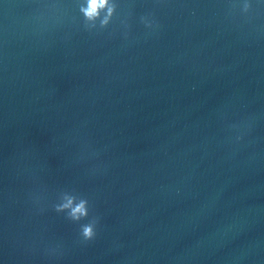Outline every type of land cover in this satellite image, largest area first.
<instances>
[{
	"label": "water",
	"instance_id": "obj_1",
	"mask_svg": "<svg viewBox=\"0 0 264 264\" xmlns=\"http://www.w3.org/2000/svg\"><path fill=\"white\" fill-rule=\"evenodd\" d=\"M110 2L0 0V264H264V0Z\"/></svg>",
	"mask_w": 264,
	"mask_h": 264
},
{
	"label": "clouds",
	"instance_id": "obj_2",
	"mask_svg": "<svg viewBox=\"0 0 264 264\" xmlns=\"http://www.w3.org/2000/svg\"><path fill=\"white\" fill-rule=\"evenodd\" d=\"M116 5L110 0H85V4L80 6L86 24L90 28H95L96 21H100V27L106 28L115 12ZM250 4L247 2L243 5V11L247 12ZM103 14V15H102ZM148 28L152 27L151 23L145 21ZM57 213H67V218L73 222H80L89 217V202L84 198H77L74 195L64 193L62 202L54 206ZM97 219L93 218L89 223L81 225L80 233L82 240L85 242L92 241L96 238Z\"/></svg>",
	"mask_w": 264,
	"mask_h": 264
}]
</instances>
